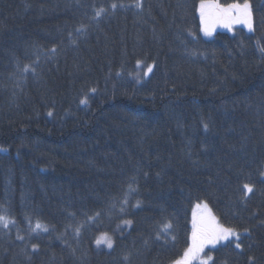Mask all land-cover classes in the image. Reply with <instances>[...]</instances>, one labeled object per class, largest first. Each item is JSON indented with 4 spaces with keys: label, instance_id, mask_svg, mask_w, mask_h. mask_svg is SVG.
Instances as JSON below:
<instances>
[{
    "label": "trees",
    "instance_id": "16d2710c",
    "mask_svg": "<svg viewBox=\"0 0 264 264\" xmlns=\"http://www.w3.org/2000/svg\"><path fill=\"white\" fill-rule=\"evenodd\" d=\"M250 2L252 32L206 37L200 0H0V214L15 221L0 264H172L201 201L244 248H208L209 264H264V0Z\"/></svg>",
    "mask_w": 264,
    "mask_h": 264
},
{
    "label": "snow or ice",
    "instance_id": "6c2138e0",
    "mask_svg": "<svg viewBox=\"0 0 264 264\" xmlns=\"http://www.w3.org/2000/svg\"><path fill=\"white\" fill-rule=\"evenodd\" d=\"M142 0H136L135 7L142 8ZM118 5L113 3L111 5L112 9L117 8ZM199 15L201 24L204 26L203 30L205 34L210 33L209 23H216L220 22L223 24L224 27L231 28L232 24H244L247 26L248 30L252 32L253 29V14H252V6L250 0H233L232 3L229 4H221L219 0H200L199 7H198ZM106 13V9L100 8L94 12L93 19L98 20L102 15ZM86 27L81 26L80 28L76 29V33L78 35H83L86 32ZM68 40L70 43L75 44L76 40L73 38V34L69 33ZM260 51L264 52V46L260 47ZM52 53L56 52V49H51ZM141 61L137 60V65H141ZM152 65L147 66V70L144 73L147 76L149 73L152 72ZM23 73H28L31 71L35 74V67L25 65L23 68ZM119 75V73H117ZM139 82V79H137ZM93 93L96 92V89H91ZM81 104H87V98L82 99L80 101ZM49 116L52 115L51 112L48 113ZM204 129H208V124H204ZM261 182L264 183V171L260 172ZM130 191H135V189H131ZM242 193L241 200L247 201L250 198V195L254 194V185L252 183H243L242 187L240 188ZM124 204H127V198L123 201ZM138 206V205H137ZM115 207V205H113ZM196 208H203L204 212H202L199 217L197 213L193 211L192 217V232H191V243L185 249L183 255L172 262V264H192L194 260H200V264H209L212 261L211 256H207L206 259H201L200 254L203 252L204 248L207 245L215 246L216 244L224 241L234 240V247L235 249L239 250L238 254H243L244 248L242 246V241L240 240L241 233L236 230V228L231 226H226L225 224L221 223L219 219L212 214L211 210L208 208L206 203L196 205ZM123 207H121V211H123ZM74 215V214H73ZM99 213H97V216ZM255 215V214H254ZM89 219H94V217H89ZM15 221L9 218L6 215L0 214V225H2L5 229L9 227L10 224H14ZM132 222L130 220H125L124 224L130 225ZM261 225H264V220L260 221ZM171 228V224H167L164 228V232H167L168 229ZM35 229H42L43 231L47 232V227H42L39 221L36 222L34 225ZM80 227L75 229V233L77 235L80 234ZM244 233H249V229L245 228ZM17 239L23 240V236H18ZM101 243L100 239L96 240V244L99 245ZM104 243L106 246L111 249L113 247V241L111 237H107L105 234ZM33 250L38 248V245H32ZM248 264H256V258L254 256L248 257Z\"/></svg>",
    "mask_w": 264,
    "mask_h": 264
},
{
    "label": "rangeland",
    "instance_id": "374dc122",
    "mask_svg": "<svg viewBox=\"0 0 264 264\" xmlns=\"http://www.w3.org/2000/svg\"><path fill=\"white\" fill-rule=\"evenodd\" d=\"M219 2H220V0H219ZM241 2H243V1H241ZM221 4H229V3H222V2H220ZM232 3V2H231ZM251 3V2H250ZM252 6V5H251ZM253 14V13H252ZM240 26H243V27H245L246 29H248L247 28V26H245L244 24H232L231 25V28H227V27H224L223 26V24L222 23H220V22H216V23H209V29H210V33L209 34H205V31L203 30V28H204V26L202 25V32H203V34H204V36H206V37H212L213 36V34H214V32L215 31H217V30H219V29H223V30H227V31H229V32H235L236 30H237V28L238 27H240ZM198 203H200V204H203V203H206L207 204V202H205V201H201V202H197L195 205H194V207H193V211H195L196 213H197V216L199 217V215L202 213V212H204V209L203 208H199V209H197L196 208V205L198 204ZM208 205V204H207ZM208 208L210 209V207H209V205H208ZM211 210V209H210ZM211 212H212V210H211ZM212 214H213V212H212ZM192 217H193V212H192ZM106 234V233H105ZM105 234H102V235H100L99 237H98V239H100L101 240V243L99 244V245H101V246H104V247H107L106 246V244L104 243V240H105ZM107 235V237H111V239H112V241H113V237L111 236V235H109V234H106ZM226 241H224V242H220V243H218V244H216L215 246H212V245H207L205 248H204V250H203V252L200 254V256H201V259H206L207 258V255H206V251L208 250V248H214V247H216V246H219L220 244H223V243H225ZM190 243H191V241H190ZM108 248V247H107ZM192 264H200V260L198 259V260H194L193 262H192Z\"/></svg>",
    "mask_w": 264,
    "mask_h": 264
}]
</instances>
